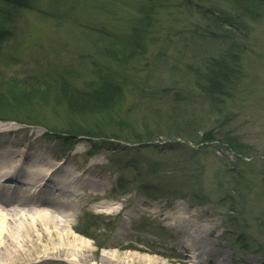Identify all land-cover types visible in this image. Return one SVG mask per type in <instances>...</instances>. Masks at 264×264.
Returning <instances> with one entry per match:
<instances>
[{
  "label": "rangeland",
  "instance_id": "obj_1",
  "mask_svg": "<svg viewBox=\"0 0 264 264\" xmlns=\"http://www.w3.org/2000/svg\"><path fill=\"white\" fill-rule=\"evenodd\" d=\"M18 2L0 4V84L28 79L45 95L35 99L31 90L29 105L0 123L20 127L16 140L38 136L49 157L71 156L104 186L87 192L86 202L92 193L91 199L72 219L90 247L81 264H101L102 256L116 253L111 264H139L128 255L139 252L136 237L161 249L176 239L156 217L134 219L138 201L141 213L171 212L180 203L192 221L213 225V247L230 255L228 264H264V3L230 39L207 33L201 17V10L226 16L224 0ZM126 38L134 40V57L120 61L114 56L121 57ZM231 45L236 50L227 60L237 61L238 76L229 91L205 94L194 77ZM62 82L109 93L87 108L106 104L105 111H70ZM102 202L119 212L97 208ZM111 242L121 247H107Z\"/></svg>",
  "mask_w": 264,
  "mask_h": 264
},
{
  "label": "bare ground",
  "instance_id": "obj_2",
  "mask_svg": "<svg viewBox=\"0 0 264 264\" xmlns=\"http://www.w3.org/2000/svg\"><path fill=\"white\" fill-rule=\"evenodd\" d=\"M19 130L12 123H0V264L86 263L90 256L85 253L90 247L77 234L72 219L91 199L92 193L86 202L87 192L104 186L88 178L85 165L76 164L71 156L59 160L49 157L48 144L37 141L38 136L30 134L16 140L13 136L20 134ZM136 206L140 207L139 201ZM139 207L134 208V219L156 217L153 220L176 239L161 249L145 247L136 237L134 250L139 252L128 254L134 256V261L165 264L159 257L149 255L155 253L176 263L196 264L209 259L215 264L229 263L230 255L213 247V225L192 221L182 204L176 203L166 213L157 207L141 213ZM97 208L119 212L110 203L102 202ZM132 216L125 214L123 223L118 224L116 239L124 233V220ZM114 242L107 247H121ZM116 257L117 253L110 259L102 256L101 264H111Z\"/></svg>",
  "mask_w": 264,
  "mask_h": 264
},
{
  "label": "trees",
  "instance_id": "obj_3",
  "mask_svg": "<svg viewBox=\"0 0 264 264\" xmlns=\"http://www.w3.org/2000/svg\"><path fill=\"white\" fill-rule=\"evenodd\" d=\"M227 1L231 12L226 14V16L222 15H214L212 12L208 13L207 10H201V17L204 22H206V30L207 33H210L214 37L218 35L224 36L227 38H234L231 36V32H235L236 30L242 28L240 27V20L242 18H248L249 16L258 13V8L264 3V0H224ZM19 3L18 0H0V4L3 6H7L8 8H15L13 5ZM11 5V6H10ZM132 35L134 38V26L132 27ZM132 37V36H131ZM228 39L227 41H229ZM129 39L126 38L125 40L121 41L119 44V49L121 53V57L118 58L117 55L114 57L117 60L125 58V60L134 57V40L128 41ZM236 49L233 48V45L226 47L223 51V55L221 57H217L215 59L210 60L204 68V73L200 76H195V82L200 85V90L205 94H222L225 91H229L230 82L238 76V72L235 73L234 71L238 66H236V62L234 66H231L232 61L227 60V57L232 56L233 52ZM229 54V55H228ZM121 61V60H120ZM228 61V62H227ZM233 67V68H232ZM239 70V69H237ZM104 79V78H103ZM102 80V79H101ZM103 83V82H102ZM2 86L0 84V117L7 115L9 119L14 109L18 107H26L29 105L31 100V93L30 91L33 90L35 94V99H41L43 95H45V89L40 88L41 86L37 87L34 81L24 79V80H10L6 83H3ZM64 82L60 85V93L63 100L66 102V106L70 111L85 113V110L91 105H96L104 102L107 97H109V93L100 92V90H96L94 92H84L82 90L67 88ZM73 89V90H72ZM72 90V91H71ZM42 92H44L42 94ZM113 94H111L112 96ZM119 95V92H117ZM116 96V95H115ZM88 105V106H87ZM105 104L104 107H98L97 109H92L89 111L92 112H101L105 111ZM12 118V117H11ZM68 133V131H65ZM72 133V131H69ZM230 226L235 227L233 220H230Z\"/></svg>",
  "mask_w": 264,
  "mask_h": 264
}]
</instances>
